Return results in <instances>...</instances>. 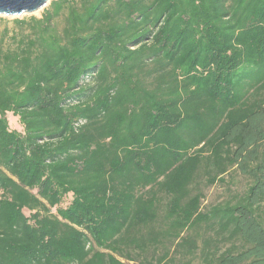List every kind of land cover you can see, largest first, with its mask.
<instances>
[{
	"label": "trees",
	"instance_id": "obj_1",
	"mask_svg": "<svg viewBox=\"0 0 264 264\" xmlns=\"http://www.w3.org/2000/svg\"><path fill=\"white\" fill-rule=\"evenodd\" d=\"M10 23L0 264H264V0H55Z\"/></svg>",
	"mask_w": 264,
	"mask_h": 264
},
{
	"label": "water",
	"instance_id": "obj_2",
	"mask_svg": "<svg viewBox=\"0 0 264 264\" xmlns=\"http://www.w3.org/2000/svg\"><path fill=\"white\" fill-rule=\"evenodd\" d=\"M55 0H0V16L19 17L43 10Z\"/></svg>",
	"mask_w": 264,
	"mask_h": 264
},
{
	"label": "rangeland",
	"instance_id": "obj_3",
	"mask_svg": "<svg viewBox=\"0 0 264 264\" xmlns=\"http://www.w3.org/2000/svg\"><path fill=\"white\" fill-rule=\"evenodd\" d=\"M48 6V5H47ZM42 10H39L31 15L33 16H36V17H39L40 14H41ZM30 16L29 14H24V15H21L19 17H6V16H0V20H5L7 21V23H4L2 21H0V31L2 30V28L4 26H7V27H11V23L10 21L13 20L14 18H18V19H21V18H24V17H28ZM8 121H9V126L11 129H18V124H17V121L14 117H12L11 115H8ZM220 189L219 188H216V189H213V190H210L208 193H207V197H206V203L204 202V204H210V203H213V202H217L219 200V193H220Z\"/></svg>",
	"mask_w": 264,
	"mask_h": 264
}]
</instances>
